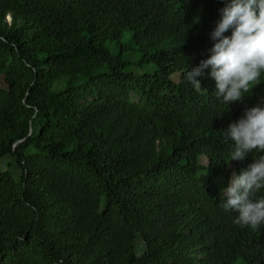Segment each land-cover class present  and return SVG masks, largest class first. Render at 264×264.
Segmentation results:
<instances>
[{"label":"trees","instance_id":"obj_1","mask_svg":"<svg viewBox=\"0 0 264 264\" xmlns=\"http://www.w3.org/2000/svg\"><path fill=\"white\" fill-rule=\"evenodd\" d=\"M228 2L0 0V159L21 171L0 170V264H264V226L222 207L258 155L226 162L227 130L264 82L229 110L208 69L186 80Z\"/></svg>","mask_w":264,"mask_h":264},{"label":"clouds","instance_id":"obj_2","mask_svg":"<svg viewBox=\"0 0 264 264\" xmlns=\"http://www.w3.org/2000/svg\"><path fill=\"white\" fill-rule=\"evenodd\" d=\"M222 18L210 34L215 41L210 55L198 66L190 67L186 80L201 87L198 77L208 69L216 84L217 99L230 106L243 102L254 87L264 82V0H229L221 10ZM231 35H224L228 30ZM227 135L234 141L231 160H243L250 153L252 162L239 174L233 171L223 188V209H235L234 223L241 228L259 230L264 226V106L246 109L244 115L229 125ZM226 198V199H224Z\"/></svg>","mask_w":264,"mask_h":264},{"label":"rangeland","instance_id":"obj_3","mask_svg":"<svg viewBox=\"0 0 264 264\" xmlns=\"http://www.w3.org/2000/svg\"><path fill=\"white\" fill-rule=\"evenodd\" d=\"M8 20H10V19H8ZM109 45H110V43H109ZM112 51L114 52V50H112ZM125 60H127L128 62L133 64L130 68H128V71L138 73V74L143 72L142 70L138 69L137 53H133L132 51H130L128 54H126ZM146 71H152V69L149 68ZM175 80L177 81V77L175 78ZM0 87H2V88L4 87L2 76H0ZM0 170L1 171H9L12 174L15 181L20 180L21 171H20L19 167L17 165H15V163L12 159H10V158L0 159ZM136 248H137L138 254H141L143 252L144 246H143L142 238L140 236L137 237V239H136Z\"/></svg>","mask_w":264,"mask_h":264}]
</instances>
